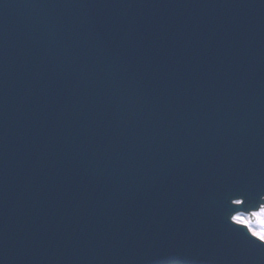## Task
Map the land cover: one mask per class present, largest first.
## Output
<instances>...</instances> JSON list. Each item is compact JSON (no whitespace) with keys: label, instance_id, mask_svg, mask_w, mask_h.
<instances>
[{"label":"water","instance_id":"1","mask_svg":"<svg viewBox=\"0 0 264 264\" xmlns=\"http://www.w3.org/2000/svg\"><path fill=\"white\" fill-rule=\"evenodd\" d=\"M264 0H0V264H264Z\"/></svg>","mask_w":264,"mask_h":264},{"label":"snow or ice","instance_id":"2","mask_svg":"<svg viewBox=\"0 0 264 264\" xmlns=\"http://www.w3.org/2000/svg\"><path fill=\"white\" fill-rule=\"evenodd\" d=\"M228 203L227 222L239 226L236 229H246L250 240L264 246V194L253 202L246 190H238L228 197Z\"/></svg>","mask_w":264,"mask_h":264}]
</instances>
